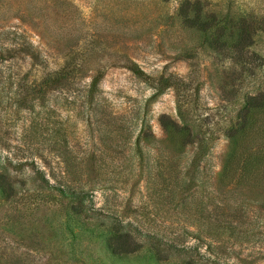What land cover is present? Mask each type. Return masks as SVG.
I'll return each instance as SVG.
<instances>
[{
	"label": "rangeland",
	"instance_id": "374dc122",
	"mask_svg": "<svg viewBox=\"0 0 264 264\" xmlns=\"http://www.w3.org/2000/svg\"><path fill=\"white\" fill-rule=\"evenodd\" d=\"M261 93L264 0H0V264H264Z\"/></svg>",
	"mask_w": 264,
	"mask_h": 264
},
{
	"label": "trees",
	"instance_id": "16d2710c",
	"mask_svg": "<svg viewBox=\"0 0 264 264\" xmlns=\"http://www.w3.org/2000/svg\"><path fill=\"white\" fill-rule=\"evenodd\" d=\"M245 33L246 39L251 41L252 36L248 33V30ZM255 106L257 108L264 107V93L250 97L248 105L242 113L241 120L238 122V126L234 127L228 136L231 143L234 144L236 148H234L228 161L230 168L233 167V175L237 174L238 170L242 167H248L253 164L257 165L258 163L256 161L264 165V151L258 150L260 147L259 141L262 137L264 139V136H255L258 133L256 129L257 122L254 120V117L253 120L251 117L253 112L258 111ZM175 126H177V124H175ZM225 169L226 168H224V170ZM75 193L80 199H84L85 192L79 191ZM131 238L132 235L130 232L122 231L121 227L114 226L112 240L116 239L118 243H124L120 246L112 242V246L116 251H126L128 248L124 245L129 243L128 240Z\"/></svg>",
	"mask_w": 264,
	"mask_h": 264
}]
</instances>
